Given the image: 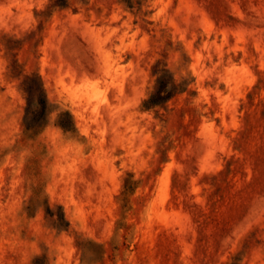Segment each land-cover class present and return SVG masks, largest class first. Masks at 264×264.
<instances>
[{
	"label": "rangeland",
	"instance_id": "obj_1",
	"mask_svg": "<svg viewBox=\"0 0 264 264\" xmlns=\"http://www.w3.org/2000/svg\"><path fill=\"white\" fill-rule=\"evenodd\" d=\"M0 264H264V0H0Z\"/></svg>",
	"mask_w": 264,
	"mask_h": 264
},
{
	"label": "trees",
	"instance_id": "obj_2",
	"mask_svg": "<svg viewBox=\"0 0 264 264\" xmlns=\"http://www.w3.org/2000/svg\"><path fill=\"white\" fill-rule=\"evenodd\" d=\"M27 94H28L29 98L34 99V95H35V94H33V93H31V92H27ZM154 99H155V98L152 97V98L148 101L147 104H152V103H154V101H155Z\"/></svg>",
	"mask_w": 264,
	"mask_h": 264
}]
</instances>
